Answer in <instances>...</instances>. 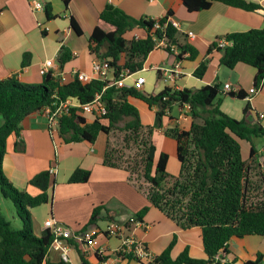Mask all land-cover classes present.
Masks as SVG:
<instances>
[{
  "label": "trees",
  "instance_id": "trees-1",
  "mask_svg": "<svg viewBox=\"0 0 264 264\" xmlns=\"http://www.w3.org/2000/svg\"><path fill=\"white\" fill-rule=\"evenodd\" d=\"M69 2L65 0L67 5ZM182 2L189 12L207 10L214 2L250 12L261 9L259 5L245 0ZM45 10L49 20L55 17L50 5H46ZM170 17H173L172 12L158 20L135 19L118 8L108 6L99 18L108 27L96 26L89 39L90 52L97 59L109 62L115 79H119L125 70L130 74L141 72L148 56L164 37L170 44L178 45L181 50L179 60H183L187 53L190 59L195 58L197 51L194 48L178 43V31L170 24L164 27ZM157 23L159 28H155ZM71 26L77 35L83 34L74 19ZM139 29L146 33L144 38L129 36ZM225 39L230 45L218 48L214 43L209 52L217 49L221 53V64L229 69H234L239 63L255 68L254 85L264 86V29L231 33ZM71 59L72 55L63 50L59 60L61 68ZM27 64L28 60H24L23 65ZM206 69V65L202 64L195 71V76L202 78ZM56 91L61 99L72 98L82 104L102 94L107 115L89 123L78 114L77 109H73L69 116L62 119L59 136L67 144L83 141L95 144L100 135L107 136L104 164L127 171L129 181L150 205L137 213V220H143L150 207H155L183 230L201 229L206 255L204 260L192 258L188 248L176 259L173 258L175 237L168 248L150 263L139 261L132 253H117L120 261L140 264H223L217 258L220 253H228V245L233 238L264 237V155L260 157L253 144L254 139L264 137V127L259 121L250 123L246 118L237 120L224 114L216 104L221 93L219 85L183 90L166 87L157 95H151L132 87L116 89L111 86V81L82 83L75 77L62 83L49 73L43 76L39 85L23 84L16 77L0 80V190L2 197L14 204L17 217L22 221L21 228H13L1 216L0 205V264H43L53 241L49 230L42 236L36 235L31 210L51 201L48 192L55 175L49 170L31 179L30 184L41 191L39 195L32 196L12 185L3 172V160L9 137H19L24 120L50 106ZM230 95L246 97L244 91ZM130 98L145 102L150 109L156 108L153 127L142 124L139 110L130 103ZM186 104H190L193 116L190 130H165V135L176 142L180 163L179 174L167 187L169 156L162 153L155 165L156 148L152 136L155 129L163 128V118L173 105ZM115 130L127 132L125 140L132 141L140 149L142 174L136 171L140 166L137 162L125 166L123 157L111 148L110 136ZM242 140L252 144L247 161L242 156L239 142ZM90 176V171L79 168L72 174L69 183H87ZM102 210L103 206L94 209L89 225L96 224ZM98 258L105 263L106 259L100 255ZM83 264L87 263L83 261ZM243 264H264L263 257L259 254L256 260Z\"/></svg>",
  "mask_w": 264,
  "mask_h": 264
},
{
  "label": "crops",
  "instance_id": "crops-1",
  "mask_svg": "<svg viewBox=\"0 0 264 264\" xmlns=\"http://www.w3.org/2000/svg\"><path fill=\"white\" fill-rule=\"evenodd\" d=\"M40 1L52 8L55 16L49 20L46 10L34 12L32 3ZM261 7L250 12L240 8L214 2L211 8L198 12H189L182 0H0V80L16 77L19 82L39 85L43 81L40 71L46 61H53V75L63 74L65 81L75 78V73L93 75V62L97 58L90 52V36L100 22L101 13L113 6L135 19L158 20L173 13V19L181 25L178 43L190 45L197 51L195 58L190 54L180 61L181 76L175 82L164 81L163 69H176L177 57L166 50L156 48L147 58L141 72L125 80L126 86H132L134 79L143 76L146 79L143 92L157 95L166 87L183 89H200L207 85H219L221 93L216 100L220 110L227 116L250 123L259 121L264 127V86L250 100L249 91L254 85L256 69L239 63L234 69L221 64V53L217 49L209 52L212 45L226 35L246 32L251 29H264V0H245ZM74 19L83 34L77 35L72 29ZM194 33L195 38L187 35ZM146 36L142 30H134L131 37ZM63 50L72 55V59L61 68L60 56ZM28 60L27 65H23ZM205 64L207 69L202 78L195 76V71ZM112 80V76L109 77ZM230 84L232 89L244 91L245 98L233 97L224 91ZM130 103L140 113L142 124L153 127L156 122V108L143 101L130 98ZM248 108L247 111H245ZM87 122L95 120L90 115L84 116ZM193 116L179 105H173L163 118V128L155 129L152 142L156 148L155 165L162 153L169 156L167 171L173 166L180 172L177 157V145L165 135L168 128L190 130ZM99 136L95 144L86 141L65 143L58 135L51 136L47 119L43 112L27 117L20 136L12 135L7 141V151L3 160V172L12 185L20 191L37 196L41 191L30 184L31 179L51 168L56 169L53 184L49 189L51 201L31 210L34 230L37 236L46 231L45 222L55 219L75 235L85 231L104 228L110 221H134L132 232L155 257L168 248L177 237L172 250V257L177 258L186 248L194 259H206L200 228L183 230L155 207H150L143 220H137V213L150 206L147 199L138 192L129 181V174L124 169L112 168L104 164L106 144L100 143ZM107 139V137H106ZM242 156L249 160L252 144L240 142ZM260 157L264 155V137L253 140ZM90 171L87 183L71 184L69 179L77 169ZM3 198V197H2ZM5 199V198H3ZM103 206L96 224L89 225L95 208ZM71 264H103L98 258L106 259L104 264H140L136 261H120L117 252L121 240L106 237L103 234L83 244L72 241ZM262 255L264 262V237L246 236L233 238L228 245V253L219 254L223 264H243L256 260ZM43 264H64L58 252L49 251Z\"/></svg>",
  "mask_w": 264,
  "mask_h": 264
},
{
  "label": "built area",
  "instance_id": "built-area-1",
  "mask_svg": "<svg viewBox=\"0 0 264 264\" xmlns=\"http://www.w3.org/2000/svg\"><path fill=\"white\" fill-rule=\"evenodd\" d=\"M152 1V0H151ZM32 10L34 12H41L45 10L44 4L40 1H34L32 3ZM172 25L178 33L181 32V25L180 23L173 19V17L168 18L167 23L164 27L168 25ZM160 25L157 23L155 28H159ZM190 39H194L195 35L192 32H189L187 35ZM135 39H141L139 35H135ZM230 45V43L225 39H219L217 42L218 48H224ZM163 50H169L171 54L177 57L176 69H163L164 71V81L165 82H175L180 76V61L178 56L181 54V50L179 49L178 45L170 44L168 40L164 37L163 39L159 40L157 43V47ZM187 54H185L186 56ZM184 56V57H185ZM54 67L53 61L49 60L46 61L43 68L41 69V75L45 76L51 73L52 68ZM93 75L89 76L85 73L79 72L75 73V77L78 78L79 81L82 83H90L93 80H101V81H111V86H114L116 89H123V88H134L138 91H143L146 79L143 76H139L134 79L132 86L128 87L125 84V80L130 78L133 74H130L128 70L122 71L120 74L119 79L114 78V71L111 69L110 64L107 60H95L93 62ZM52 74V73H51ZM53 75V74H52ZM57 80L64 83L65 77L63 74L53 75ZM112 76V80H109V77ZM263 85L257 87L253 85V87L249 91V99L251 100L252 97L258 94ZM176 90V89H175ZM224 91L226 93H238L235 92L237 90L232 89L230 84H226L224 86ZM54 101L50 106H47L43 109V114L47 119V126L48 131L51 136L58 135L60 123L62 119L69 116L72 113L73 109L78 110V114L81 116L90 115L96 118H102L107 115V107L102 99V94H97L95 98L88 103H79L78 101L67 98L61 99L57 91L53 97ZM166 100V99H164ZM182 109L191 113V106L190 104H186L181 106ZM259 118L264 120V114H260ZM51 174L55 175L56 169H50ZM134 221H127V222H118V221H110L104 228L95 229L93 231H85L80 234L75 235L70 229L62 226L59 224L55 219L51 218L45 222L46 230H49L53 235V241L51 243L49 251L58 252L61 258V261L64 264H71V251L73 250L72 241L76 240L77 242L84 243L89 242L91 243L94 240V237L100 234L105 235L106 237H116L121 240V248L117 253L123 254H134L135 258L143 263H150L153 261L154 256L147 250V247L143 245L141 241H139L136 236L132 232V226ZM221 254V253H220ZM219 260V258H217Z\"/></svg>",
  "mask_w": 264,
  "mask_h": 264
},
{
  "label": "rangeland",
  "instance_id": "rangeland-1",
  "mask_svg": "<svg viewBox=\"0 0 264 264\" xmlns=\"http://www.w3.org/2000/svg\"><path fill=\"white\" fill-rule=\"evenodd\" d=\"M127 135H128L127 132H121L119 130L113 131V133H111V136H110L111 148L114 150H117L119 153V156L123 157V162L125 163V166H128V165L132 166L134 165V163L137 162L140 166L137 167L136 171L142 174L143 167L141 165V159L139 156L140 149L132 141L125 140V137ZM106 137L107 136L103 134V136H101L99 140L100 143L105 144V142H107ZM170 139L173 140L172 138ZM261 161H263V159ZM174 170H175V167L173 168V166L172 168L170 167L168 170L169 176L166 181L167 187L171 186L173 181L177 177V174H176L177 171H174ZM140 180L142 181L143 179H140ZM0 205H1V216H3L7 221H9L13 228L15 229L21 228L22 221L17 217L16 208L14 204L10 200L2 198L1 190H0Z\"/></svg>",
  "mask_w": 264,
  "mask_h": 264
}]
</instances>
